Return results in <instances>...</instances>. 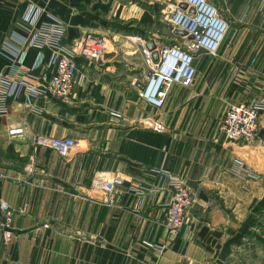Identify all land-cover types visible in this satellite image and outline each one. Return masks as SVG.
I'll use <instances>...</instances> for the list:
<instances>
[{
    "label": "crops",
    "instance_id": "crops-1",
    "mask_svg": "<svg viewBox=\"0 0 264 264\" xmlns=\"http://www.w3.org/2000/svg\"><path fill=\"white\" fill-rule=\"evenodd\" d=\"M205 1L227 23L219 48L200 52L193 83L172 85L155 108L140 96L147 72L124 36L172 44L165 16L178 0L145 9L128 0H0V78L15 66L21 75L0 114V200L14 212L7 245L0 230V264H232L243 255L249 212L264 208V171L245 177L234 165L253 160L259 167L261 154L264 163V109L253 144L225 140L219 126L228 104L264 102V0ZM31 6L41 11L38 25L48 15L63 23L61 44L89 29L109 38L112 49L101 60L76 59L71 103L25 95L42 71L32 69L39 50L17 42L30 34L23 15ZM10 46L25 50L21 64ZM18 124L25 135L10 138L7 129ZM36 134L72 137L75 147L62 157L34 146ZM161 170L197 198L172 238L164 220L173 190ZM95 176L122 178L112 204L92 187Z\"/></svg>",
    "mask_w": 264,
    "mask_h": 264
},
{
    "label": "built area",
    "instance_id": "built-area-1",
    "mask_svg": "<svg viewBox=\"0 0 264 264\" xmlns=\"http://www.w3.org/2000/svg\"><path fill=\"white\" fill-rule=\"evenodd\" d=\"M178 5L167 14L166 21L172 27V33L177 38L172 44H162L155 37L144 38L140 35H126L125 40L140 53L143 63L147 66V83L140 91V96L155 108H160L166 99L172 85L189 87L195 78L194 59L200 52L215 55L227 29V23L220 20L215 9L205 0H178ZM41 11L31 6L23 15V21L29 26V36L17 41L18 44L35 47L39 50L37 60L32 69L42 68L35 75L33 82H27L24 88L28 100L39 97L56 98L62 103H71L72 91L76 84L78 57L88 61H98L106 54L110 44L105 34L89 29L68 44H61L64 33L63 23L52 15L48 21L38 25ZM185 34H182V33ZM48 48L46 56L43 49ZM16 50L14 58L21 64L25 50L10 46ZM10 50V51H12ZM15 60L12 59L13 63ZM18 66L10 71V77L0 78V114L8 112V99L19 91L16 79L20 78ZM264 109V102L252 100L228 104L220 122L219 131L225 140L253 144L257 139L258 120ZM147 126L161 133L164 125L158 121L147 122ZM25 124L13 125L7 129L10 138L23 137ZM30 140L34 146L50 148L60 156L69 155L75 147L72 137H56L33 135ZM33 172L28 165L25 169ZM234 170L245 177H251L250 170L241 162L234 165ZM160 174L168 178L173 190L172 197L165 209L164 227L169 238L175 236L184 226L188 210L196 203L195 194L185 185L184 181L169 171L161 170ZM122 178L110 179L95 176L92 187L100 188L104 193L103 202L112 204L111 196L115 188L122 184ZM13 210L0 200V230L2 242L7 245L14 236L12 229ZM164 246H158L161 252Z\"/></svg>",
    "mask_w": 264,
    "mask_h": 264
},
{
    "label": "rangeland",
    "instance_id": "rangeland-1",
    "mask_svg": "<svg viewBox=\"0 0 264 264\" xmlns=\"http://www.w3.org/2000/svg\"><path fill=\"white\" fill-rule=\"evenodd\" d=\"M132 3H135L137 6H139L142 9H145L146 7L149 8L150 1L158 2L157 6H160V0H128ZM154 4V3H153ZM159 9V7H158ZM156 26H159V23L156 24ZM111 46L109 44L107 52L110 51ZM136 56L138 57V60L140 62V55L139 52L136 53ZM142 70L145 72L148 71L147 66H143ZM258 135V132H257ZM263 154L260 155V161H259V167L256 166V162L253 160H250V163L248 164L245 161V165L250 171L258 173V170L264 171V163L262 161ZM240 161V160H239ZM244 162V160L242 159ZM238 162V161H237ZM256 167H254V166ZM260 206V205H259ZM248 229V236L245 247V252L242 256H238V258L233 260L232 264H264V208L262 210H259L258 212L255 210H250L249 212V227Z\"/></svg>",
    "mask_w": 264,
    "mask_h": 264
},
{
    "label": "water",
    "instance_id": "water-1",
    "mask_svg": "<svg viewBox=\"0 0 264 264\" xmlns=\"http://www.w3.org/2000/svg\"><path fill=\"white\" fill-rule=\"evenodd\" d=\"M182 34H185L184 32Z\"/></svg>",
    "mask_w": 264,
    "mask_h": 264
}]
</instances>
